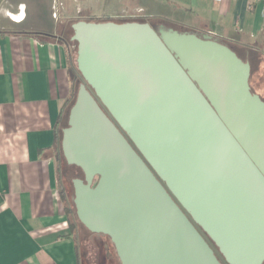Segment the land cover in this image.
<instances>
[{"label": "water", "instance_id": "water-1", "mask_svg": "<svg viewBox=\"0 0 264 264\" xmlns=\"http://www.w3.org/2000/svg\"><path fill=\"white\" fill-rule=\"evenodd\" d=\"M72 28L83 82L61 147L83 173L79 221L121 264H264V101L249 62L148 22Z\"/></svg>", "mask_w": 264, "mask_h": 264}, {"label": "crops", "instance_id": "crops-1", "mask_svg": "<svg viewBox=\"0 0 264 264\" xmlns=\"http://www.w3.org/2000/svg\"><path fill=\"white\" fill-rule=\"evenodd\" d=\"M101 1L0 0V264H83L55 152L59 112L72 89L69 49L58 37L71 38L75 22L168 24L211 35L242 57L264 40L262 21H254L255 31L239 27L247 11L264 15L258 0Z\"/></svg>", "mask_w": 264, "mask_h": 264}, {"label": "rangeland", "instance_id": "rangeland-1", "mask_svg": "<svg viewBox=\"0 0 264 264\" xmlns=\"http://www.w3.org/2000/svg\"><path fill=\"white\" fill-rule=\"evenodd\" d=\"M21 1H23L26 6H29L30 1H32V0H21ZM43 1L45 3H47V1H50V0H43ZM100 2H101V5L103 7L101 0H100ZM73 10L75 11V9H73ZM99 14H100L99 11L95 12V15H99ZM245 17H246V20L248 19L247 22L245 23V25L242 26V23H241L239 26L243 31H246V30L251 31L253 29L254 21H255L256 26L259 24L260 21H262L263 26H264V15L260 16V13H258L256 16V13L254 15V14H251L250 12L247 11V14L245 15ZM255 18H256V20H255ZM116 20L118 22L123 21V19H116ZM124 20H126V19H124ZM243 22H245V21H243ZM260 35H262V34H260ZM68 36L69 37L71 36L69 34V32L67 33V38H68ZM263 41L264 40H262V42H259L258 44H256L259 47L257 49H254V50H250L249 54H247V56L242 57L240 54H242L243 52H241V51H239L240 53H238V54L240 57H242L241 58L242 60L245 61L248 59L247 62H249V64H250V70L254 71V74L252 73V75H251V81H252V85L254 87L253 89H254V91L255 90L257 91V92L255 91L253 93L257 94L264 101V76H263L264 75V42ZM70 42L72 43L71 48H70L71 55H72V64L74 65V67L77 68V64H76V57H77L76 43L72 42V41H70ZM221 42H223V41H221ZM223 43L226 44L225 42H223ZM226 45H228V44H226ZM228 46L234 50V48L232 46H230V45H228ZM248 49H250V48L248 47ZM255 71L259 72L262 75V77L255 75ZM70 72H72V71L70 70ZM72 77H73V75L71 74V78ZM80 84H81L80 82L76 83L75 90H74L75 92H77ZM72 96H73V93H72V89H71L69 98H72ZM74 96H76V93ZM72 103H74V102H72ZM63 105H64V108H63L64 110H63V115H62V124L64 123V121H67V119H68L67 116H68V110L70 108V103H67L65 100L63 102ZM62 124H61V126H62ZM76 178L83 179L81 171L77 167L68 164L65 160V157L61 158L60 176H59V180H60L59 181L60 182L59 191H60L61 197L65 203L67 214L69 215V221L71 223L72 232L77 239L78 248H79V256L81 257V261L83 262V264H117V262H115L116 260L114 259L115 249L112 246V244L110 243L109 239L103 235H97V234L91 233L90 231L86 230L78 222L75 221L76 211L74 210L72 200L74 199L73 181ZM74 221L77 223V226H74V224H73ZM210 240L212 241L211 238H210ZM215 247L218 249L216 244H215Z\"/></svg>", "mask_w": 264, "mask_h": 264}, {"label": "trees", "instance_id": "trees-1", "mask_svg": "<svg viewBox=\"0 0 264 264\" xmlns=\"http://www.w3.org/2000/svg\"><path fill=\"white\" fill-rule=\"evenodd\" d=\"M111 21H116V22H118L117 20H115V19H110ZM105 21H109V20H105ZM129 21H136V22H147V21H145V20H143V19H137V20H123V21H120V22H129ZM155 30H158V26H157V24H155V23H149ZM164 28H168V27H171L170 25H168L167 24V26L165 25V26H163ZM175 29H177V30H179V31H187L186 29H178V28H175ZM59 38V37H58ZM66 39L65 40H63V39H61V38H59V40L69 49V56H70V61H71V66H70V70H71V68L72 67H74V65L72 64V55H71V50H70V48H71V42L70 41H72V42H75L76 43V52H77V42L76 41H74V40H72L69 36H68V38H67V36L65 37ZM235 51V50H234ZM236 52V51H235ZM237 53V52H236ZM237 55L239 56V54L237 53ZM240 57V56H239ZM240 58H242V57H240ZM245 61H248V59L247 60H245ZM74 68H76V67H74ZM252 73L254 74V71L253 70H251L250 71V76H249V85H250V89H251V91L252 92H255L254 91V87H253V85H252V81H251V75H252ZM255 75H257V76H261L262 77V75L259 73V72H256L255 71ZM264 76V75H263ZM74 81H73V77H72V83H73ZM75 85H76V83L74 84L73 83V88H72V93H73V96H72V98H68L67 100H66V102L67 103H70V108H71V106H72V102H74V98L76 97V96H74L75 95V93L77 94V92H75L74 90H75ZM78 91V90H77ZM257 92V91H256ZM64 108V105L62 104V106H61V109H60V112H59V117H58V121H57V124H56V127H55V152H56V156H57V159H58V166H59V168H58V175L60 176V161H61V158H64V155H63V152H62V147H61V141H62V132H63V129L64 128H66L67 126H68V119H67V121H64V123L62 124V115H63V109ZM70 108H69V110H70ZM69 110H68V114H69ZM67 118H68V116H67ZM61 124H62V126H61ZM72 166H75V165H72ZM75 167H77V166H75ZM78 168V167H77ZM80 171H81V169L80 168H78ZM81 173H82V171H81ZM82 178H83V173H82ZM97 179H98V176H96L94 179H93V182H92V186H94L95 185V183H96V181H97ZM60 181V180H59ZM74 196V195H73ZM72 203H73V200H72ZM73 206H74V203H73ZM74 210H75V206H74ZM75 221L76 222H78L82 227H84L85 229H86V227L79 221V219L77 218V216H76V213H75ZM73 222V224H74V226H77V223L76 222ZM86 230H88V229H86ZM89 231V230H88ZM92 233V232H91ZM94 234H97V235H103V236H105V237H107L108 239H109V241H110V243L112 244V246L114 247V245H113V243L111 242V240H110V238H109V236H107V235H105V234H100V233H94ZM114 259L116 260L115 262H117V264H121L120 263V260H119V258H118V256H117V254H116V252H115V257H114Z\"/></svg>", "mask_w": 264, "mask_h": 264}, {"label": "flooded vegetation", "instance_id": "flooded-vegetation-1", "mask_svg": "<svg viewBox=\"0 0 264 264\" xmlns=\"http://www.w3.org/2000/svg\"><path fill=\"white\" fill-rule=\"evenodd\" d=\"M66 36H64V35H61V36H59V38H61V39H63V40H65L66 38H65ZM71 74L73 75V83L75 84V83H78V82H80V83H82L83 81H82V75H81V73H80V71L78 70V67L75 69L74 67H72L71 68ZM73 83H72V88H73ZM79 88V87H78ZM208 237V236H207ZM209 238V237H208ZM209 240H210V238H209ZM211 241V240H210ZM211 243L215 246V244L211 241Z\"/></svg>", "mask_w": 264, "mask_h": 264}, {"label": "built area", "instance_id": "built-area-1", "mask_svg": "<svg viewBox=\"0 0 264 264\" xmlns=\"http://www.w3.org/2000/svg\"><path fill=\"white\" fill-rule=\"evenodd\" d=\"M258 1L262 2L263 3V6H264V0H258ZM248 8L249 9H253V5L252 4H249Z\"/></svg>", "mask_w": 264, "mask_h": 264}]
</instances>
